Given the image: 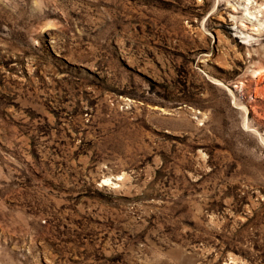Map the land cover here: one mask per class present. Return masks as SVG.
I'll return each instance as SVG.
<instances>
[{"label": "rangeland", "instance_id": "374dc122", "mask_svg": "<svg viewBox=\"0 0 264 264\" xmlns=\"http://www.w3.org/2000/svg\"><path fill=\"white\" fill-rule=\"evenodd\" d=\"M0 264H264V0H0Z\"/></svg>", "mask_w": 264, "mask_h": 264}]
</instances>
